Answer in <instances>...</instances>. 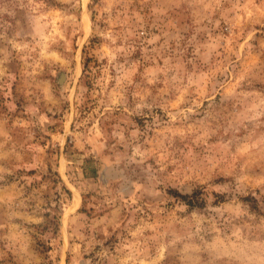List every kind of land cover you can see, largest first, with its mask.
I'll return each mask as SVG.
<instances>
[{
  "label": "rangeland",
  "instance_id": "1",
  "mask_svg": "<svg viewBox=\"0 0 264 264\" xmlns=\"http://www.w3.org/2000/svg\"><path fill=\"white\" fill-rule=\"evenodd\" d=\"M0 264H264V0H0Z\"/></svg>",
  "mask_w": 264,
  "mask_h": 264
},
{
  "label": "trees",
  "instance_id": "2",
  "mask_svg": "<svg viewBox=\"0 0 264 264\" xmlns=\"http://www.w3.org/2000/svg\"><path fill=\"white\" fill-rule=\"evenodd\" d=\"M64 190H65V192L67 193V194H69V191H68V189H66V188H64ZM175 195L178 197V198H180V199H182V200H184V201H186V203L188 204V205H193L194 203V201H192L191 200V196H189V195H182V194H180V193H175Z\"/></svg>",
  "mask_w": 264,
  "mask_h": 264
}]
</instances>
